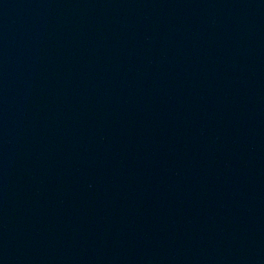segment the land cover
Returning a JSON list of instances; mask_svg holds the SVG:
<instances>
[{
  "label": "water",
  "instance_id": "95a60500",
  "mask_svg": "<svg viewBox=\"0 0 264 264\" xmlns=\"http://www.w3.org/2000/svg\"><path fill=\"white\" fill-rule=\"evenodd\" d=\"M0 264H264V0H0Z\"/></svg>",
  "mask_w": 264,
  "mask_h": 264
}]
</instances>
